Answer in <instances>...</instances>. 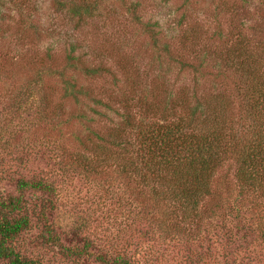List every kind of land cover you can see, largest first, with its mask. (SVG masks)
<instances>
[{"label": "rangeland", "instance_id": "obj_1", "mask_svg": "<svg viewBox=\"0 0 264 264\" xmlns=\"http://www.w3.org/2000/svg\"><path fill=\"white\" fill-rule=\"evenodd\" d=\"M22 1L26 3L22 7L0 2V193L13 192L21 177L44 178L57 191L53 210L47 209L40 193L29 202L32 223L17 241L22 257L38 264H98L95 257H65L59 247L47 243L42 232L43 220H48L65 245L82 247L90 241L95 256H128L132 264H264V229H254L249 210L237 203L236 193L227 195L222 185H236L232 161H224L211 187L212 191L220 187L224 210L213 215L215 197H206L197 209L202 220L198 224L182 220L169 200L157 206L147 201L143 208L140 200H150V193L138 182L129 189L128 177L113 172L115 156L125 150L103 140L110 132L128 130L124 138L136 142L135 127L125 122V108L129 107L133 124L150 118L158 121L161 113L146 116L145 111L163 108L170 94L192 98L193 93L204 97L222 93L238 109L231 73L217 76L213 60L233 46L229 31L243 20L248 21L247 36L264 39V0H105L100 12L84 20L56 8L54 0ZM241 7L237 16L233 10ZM194 25L202 31L197 45L191 43ZM165 45L188 64L198 65L204 50L210 57L196 74L172 60ZM70 53L80 59V69L99 67L102 72L87 77L68 69L62 77ZM48 67L53 73L43 85L32 91L22 87ZM79 88L85 92L76 93ZM45 96L53 112L63 108L65 119L73 116V120L55 128L37 120ZM141 99L144 103L139 104ZM77 113L85 117L77 119ZM78 138L86 140L87 147ZM64 147L107 167L110 176L87 178L64 170ZM253 193L249 201L264 210V184ZM231 207L243 212V221L235 218ZM174 223L186 231L164 234L174 230ZM242 226L250 229L246 236ZM245 240L246 245L240 244Z\"/></svg>", "mask_w": 264, "mask_h": 264}, {"label": "trees", "instance_id": "obj_2", "mask_svg": "<svg viewBox=\"0 0 264 264\" xmlns=\"http://www.w3.org/2000/svg\"><path fill=\"white\" fill-rule=\"evenodd\" d=\"M3 1L11 2L19 7L26 4L22 0ZM104 1L54 0V4L56 8L67 10L73 16L84 20L94 16L97 11L100 12ZM242 9V7L239 11L234 9L233 12H238L236 14L240 16ZM247 22L243 20L242 23L231 28L228 36L233 40V46L222 52L220 58L215 57L213 60L215 61L214 68L219 70L217 76L231 73L234 79V94L239 104L238 109L233 108V104L225 99L222 93H214L209 97L193 93L192 98L190 95L172 96L173 94H170V100L163 108L157 107V109L145 111L146 116L161 113L162 118L158 121L150 118L138 125L133 124L134 118L131 117L129 107L125 108L127 114L125 122L126 125L135 127L136 142L129 141L127 137L124 138L128 130L121 133L113 131L104 139L102 138L111 145L125 150L124 154L115 156L117 163L113 172L128 177L129 189L135 182H138L143 190L146 189L150 193V200L141 201L138 197L143 208L147 207V201L151 202L150 205L154 202L157 206L161 200H169L177 211H180L178 213L183 216L182 220L201 223L197 209L206 197L210 196L211 199L215 197L213 203H216V206L212 208L213 215L224 210L220 204L222 200L219 199L222 197L218 192L220 187L216 191H212L211 187L216 172L224 161L229 160L236 167V185L229 186L227 182H224L222 184H225L224 190L230 196L237 194L235 196L237 203L246 207L252 219H255L256 228L254 229L257 231L264 229L262 206L254 205L249 201L251 194H255L253 192L264 184V39L259 42L257 35H255V40L254 35L247 36L244 30L246 28L244 24ZM33 29L34 33H37L38 27ZM247 30L252 31V28ZM200 31L197 25L190 28L192 44L197 45L200 41ZM154 43L157 45V40H154ZM163 50L172 60L182 63L185 70L189 69L196 74L200 73L204 66V59L210 57V51L204 50L203 53H199L198 65L188 64L183 60V56L170 52L168 46L165 45ZM72 53H74L73 50ZM72 53L68 54V66L63 68L62 77L66 75L68 69L78 70V72L80 70L87 77L100 75L102 68L99 67L84 66L80 69L78 67L80 59ZM52 71V67L37 71L35 76L22 87L32 91L33 87L43 85L46 77L52 75ZM75 92L82 93L83 88L76 89ZM86 93L88 94V90ZM33 97V93H30L29 99ZM46 97L42 98L44 110L37 120L44 119L53 128L69 124L73 116L65 119L67 115L63 108L53 112ZM156 98L153 97L152 101L156 102ZM98 103L102 102L98 101ZM142 103L144 101L139 100V104ZM149 107H151L150 104L147 108ZM74 116L77 119L84 118L85 114L77 113ZM78 140L87 147L86 140L80 138ZM62 153L64 170L82 174L87 178H108L110 176V171L105 170L107 167L95 165L78 152L69 151L64 147ZM132 176L134 178L131 182ZM56 192L53 183L44 178L21 177L13 192L0 193L1 263L38 264L33 259L27 260L22 257L17 249V241L31 226L32 218L28 214L27 206L33 199L32 197L36 196V193L45 196L47 209L53 210ZM230 209L236 212L235 218L239 222L243 221V212L239 208L231 207ZM45 211H41L42 219ZM43 223L42 238L47 243L59 247L65 257L73 259L95 257L98 264H132L128 256H110L104 253L95 256L91 252L92 242L90 241L82 247L67 246L61 241L59 233L48 220H43ZM154 226L150 225V229H154ZM172 227L173 231L162 232L178 235L186 231L176 223ZM241 230L246 236V231L250 229L242 226ZM242 243L247 244L246 240L240 244Z\"/></svg>", "mask_w": 264, "mask_h": 264}]
</instances>
